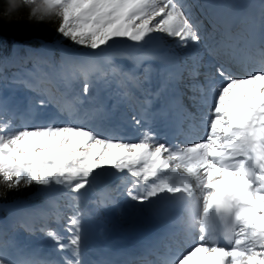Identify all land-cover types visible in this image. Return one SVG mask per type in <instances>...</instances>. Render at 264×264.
<instances>
[{
    "label": "snow or ice",
    "instance_id": "snow-or-ice-1",
    "mask_svg": "<svg viewBox=\"0 0 264 264\" xmlns=\"http://www.w3.org/2000/svg\"><path fill=\"white\" fill-rule=\"evenodd\" d=\"M44 4L32 14L43 21L55 9L56 32L90 51L28 49L10 75L35 98L21 109L0 96V186H36L33 196L40 198L14 202L0 220V264H264V0L256 12L233 5L214 13L198 0ZM165 37L178 38L175 47L189 53L179 56ZM122 40L132 43L121 46ZM212 67L200 81L201 68ZM7 71L0 65V79ZM153 74L155 91L145 87ZM186 76L195 112L179 87ZM157 100L163 103L155 109ZM121 106L133 110L131 132L115 122ZM168 117L178 127L189 122L183 146L162 142L153 130ZM108 179L118 183L86 208L88 194ZM194 187L202 207L196 226L169 230L164 250H153L155 260L84 259L88 221L104 209L152 211L159 203L180 217ZM21 231L42 234L50 249L22 240ZM181 231L184 244L174 248L167 241Z\"/></svg>",
    "mask_w": 264,
    "mask_h": 264
},
{
    "label": "trees",
    "instance_id": "trees-1",
    "mask_svg": "<svg viewBox=\"0 0 264 264\" xmlns=\"http://www.w3.org/2000/svg\"><path fill=\"white\" fill-rule=\"evenodd\" d=\"M4 7L3 0H0V13L3 12ZM58 23V17L39 22L29 21L27 8L21 9L18 18L12 22H8L6 19L0 17V57L9 55L12 46L17 42L21 45L50 44L54 47V50H58L61 47L72 48L76 51L88 50L73 44L70 40L58 34L56 32ZM37 191L36 186L23 188L19 191H9L5 187L0 186V203L13 205L14 202L33 197V194Z\"/></svg>",
    "mask_w": 264,
    "mask_h": 264
},
{
    "label": "clouds",
    "instance_id": "clouds-1",
    "mask_svg": "<svg viewBox=\"0 0 264 264\" xmlns=\"http://www.w3.org/2000/svg\"><path fill=\"white\" fill-rule=\"evenodd\" d=\"M4 10L0 13V17L6 19L8 22H12L14 19L18 18V14L21 9H28V20L39 22L41 19L40 13L33 15V11L36 8H44V0H35V3H32L31 0H4ZM57 17L56 10L52 9L48 14L43 16L44 20H51ZM192 182L195 185L196 178L192 177ZM183 199L186 203V211L183 215L177 218L176 224L179 228L187 231L196 226V222L202 212V207L200 204V196L195 190L189 196H184Z\"/></svg>",
    "mask_w": 264,
    "mask_h": 264
},
{
    "label": "rangeland",
    "instance_id": "rangeland-1",
    "mask_svg": "<svg viewBox=\"0 0 264 264\" xmlns=\"http://www.w3.org/2000/svg\"><path fill=\"white\" fill-rule=\"evenodd\" d=\"M175 39H178V38H168V37H165V40L167 41V43H168V45H170V46H172V50L175 52V53H177L179 56H181V57H184L185 55H187L188 53H189V49H187V48H179V47H175V45H176V42H177V40H176V42L175 43H173L174 41H175ZM132 42H128V41H120L119 42V44L121 45V46H124V45H127V44H131ZM199 48H200V45L198 46ZM20 48H18L17 46L13 49L14 50V53L15 52H17V50H19ZM28 49H35L34 47H26L25 49H24V53H25V56H26V52H27V50ZM20 50H23V49H20ZM51 50V49H50ZM90 51V50H89ZM83 52H87V51H83ZM121 63H123L124 65H125V68H127V67H130V65H129V63L127 62V61H120ZM7 62L6 61H1V63H0V65H3L4 67H6L7 69H8V71L5 73V76L7 77V75H10V73H12V72H14L15 70H16V67L14 66L15 64L13 63V65H8V66H6L5 64H6ZM10 66H14V68H10ZM5 82V79H0V96H7L8 95V92H5L3 89H2V83H4ZM20 91H22L24 94L25 93H28V91L27 90H25L24 88H22V87H20V89H19ZM116 182V180L115 179H108V180H105V181H103V182H101V183H98L97 184V186H96V191H94V192H90L89 194H88V196L85 198V201L86 202H89V201H91V200H94V199H97L96 197L98 196V194H99V192L100 191H102V190H104L105 188H107L108 186H106V183H108V184H110L111 185V187H113L114 186V183ZM90 205H92L91 203H89ZM104 211V210H103ZM124 213H122V215H123ZM8 217V214H7V216L5 217V219ZM124 220L122 221V220H119V221H121L120 223L121 224H123V223H126L125 222V219H126V215L124 214ZM105 218L103 217V213H102V216L100 217V218H97V220L98 221H102V220H104ZM61 223H63V221L61 222ZM19 235H20V238L23 240V239H27L28 241H30L32 244H37L38 242H39V237H44L42 234H37L36 236H29L27 233H25V232H23V231H21L20 233H19ZM45 238V237H44ZM181 239H182V237H180Z\"/></svg>",
    "mask_w": 264,
    "mask_h": 264
},
{
    "label": "bare ground",
    "instance_id": "bare-ground-1",
    "mask_svg": "<svg viewBox=\"0 0 264 264\" xmlns=\"http://www.w3.org/2000/svg\"><path fill=\"white\" fill-rule=\"evenodd\" d=\"M177 39H175V41L173 43L176 42ZM201 52V51H200ZM18 123H19V120H18ZM205 131V128L203 127L202 130H201V133H199L201 136L203 134V132ZM84 204H85V207L86 208H92L90 205H88V203H86L84 201ZM163 210L160 212V213H163ZM106 214V211L103 212V214ZM126 215V214H125ZM145 216V214H141L140 215V218H143ZM96 218H91L89 219L88 221V224H87V229H88V241H89V246L91 249V247H93L95 244H99V243H102V242H105L106 241V236L104 234L105 230L109 227H111V225H113L114 227L111 229L113 231V236H118V239L121 238V235H131V234H135V229L132 228L130 229V232L129 234H127L125 232L127 226H128V222L126 223H123L121 224L118 219H114L113 221L111 220V217L109 215H107L106 219L104 220L103 223H99L97 222V220H95ZM123 221V220H122ZM147 224V222H145V225ZM182 233L185 235V232L182 231ZM196 235L198 236V233H196ZM151 240V239H149ZM181 246V244L179 245ZM182 247V246H181Z\"/></svg>",
    "mask_w": 264,
    "mask_h": 264
}]
</instances>
